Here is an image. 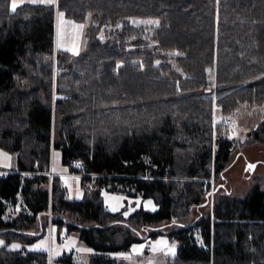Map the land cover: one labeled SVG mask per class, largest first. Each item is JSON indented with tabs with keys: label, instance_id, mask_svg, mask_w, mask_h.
I'll return each mask as SVG.
<instances>
[{
	"label": "trees",
	"instance_id": "1",
	"mask_svg": "<svg viewBox=\"0 0 264 264\" xmlns=\"http://www.w3.org/2000/svg\"><path fill=\"white\" fill-rule=\"evenodd\" d=\"M56 9L86 24L76 55L55 45ZM260 106L264 0H57L15 11L0 0V147L17 161L0 174V235L22 244L1 246L0 264H49L26 245L50 225L93 249L62 264H132L111 253L158 235L177 245L166 264H264L258 184L242 196L217 184L212 211L192 213L231 162L221 120ZM254 115L245 142L264 143V112ZM55 149L83 198H69L59 175L49 183ZM104 188L157 208L110 211Z\"/></svg>",
	"mask_w": 264,
	"mask_h": 264
},
{
	"label": "rangeland",
	"instance_id": "2",
	"mask_svg": "<svg viewBox=\"0 0 264 264\" xmlns=\"http://www.w3.org/2000/svg\"><path fill=\"white\" fill-rule=\"evenodd\" d=\"M17 7L24 3H43L41 0H15ZM13 0H10V9H12ZM62 11L56 9L55 13V45L59 49H65L73 53H77L84 47L86 43L85 22L74 20L65 14L60 17L58 13ZM63 13V12H62ZM83 25V28L76 27ZM59 44V47H58ZM207 72L210 68L206 69ZM215 107V106H214ZM264 112V106L255 107L252 111L245 112L238 110L232 113V122L225 124V120L221 123L230 130V136L235 141V148L230 158V164L224 171V178L215 179L210 177V190H213L217 184H220L218 192L230 191L235 195H243L254 184H258L264 189V143L245 142L248 130L254 128L259 121V117L254 115L255 112ZM227 117V116H226ZM220 117L215 115L214 123L218 122ZM47 171L52 170L55 175H61L65 180L64 184L67 189L68 197L71 199H81L84 196L83 189L80 186L79 174L73 173L62 163L61 153L58 149L52 152V158ZM17 165L16 155L0 147V174L8 171ZM254 165V167H249ZM8 169V170H7ZM63 171L65 174H58L55 171ZM46 171V172H47ZM47 174V173H46ZM53 176V177H54ZM49 179V178H48ZM209 179V178H208ZM50 183V181H49ZM102 197L108 210L117 212L122 211L131 213L135 209L143 208L146 210H155L157 205L152 198H143L141 195L128 196L119 190L102 189ZM215 193H210L208 202L205 206L198 207L192 213L211 212L214 202ZM150 202V203H149ZM113 209H116L115 211ZM63 235L65 240H60ZM163 243H158V242ZM0 247L5 246L9 249H18L22 244L17 240L7 241L0 235ZM16 245L17 247H13ZM176 242L169 240L165 235H158L155 238H148L141 242L132 244L127 252L116 251L111 255L114 257H125L131 259L132 264H166V255H174L176 253ZM29 249L45 250L48 252L51 264H59L55 259L63 253H73L74 259H80L85 254H91L93 249L82 242L75 231H68L65 227L58 228L56 225H50L47 232L42 237L26 245ZM135 249V250H134ZM141 256L139 259L136 255ZM133 255V256H132ZM87 256V255H86ZM85 256V257H86Z\"/></svg>",
	"mask_w": 264,
	"mask_h": 264
},
{
	"label": "snow or ice",
	"instance_id": "3",
	"mask_svg": "<svg viewBox=\"0 0 264 264\" xmlns=\"http://www.w3.org/2000/svg\"><path fill=\"white\" fill-rule=\"evenodd\" d=\"M41 2L50 4V5H55L57 3V0H41ZM16 7H17V5L15 3V0H13V4H12L13 11H15ZM58 15L60 17H63L64 16V13L60 12V13H58ZM133 23H137V24L138 23H149V24H152V23H157V22L156 21H135L134 20ZM117 26L119 27V25H117ZM76 27L83 28L84 26L83 25H77ZM58 47H59V44H58ZM73 54L76 55L78 53L76 51H73ZM173 54L174 55H182V53H173ZM157 63H159V61H157ZM117 67H119V64L117 65ZM249 167H254V165H249ZM113 210L115 211L116 209H113ZM124 214L125 215H128L127 212H125ZM0 243H2V242H0ZM158 243H163V242L161 241V242H158ZM13 247H17V246L16 245H13Z\"/></svg>",
	"mask_w": 264,
	"mask_h": 264
},
{
	"label": "built area",
	"instance_id": "4",
	"mask_svg": "<svg viewBox=\"0 0 264 264\" xmlns=\"http://www.w3.org/2000/svg\"><path fill=\"white\" fill-rule=\"evenodd\" d=\"M232 114L228 115L226 118H225V124H230L232 122ZM74 167H79V164L78 163H74ZM47 175H48V178H49V181H51L52 177L54 176V173L52 170H49L46 172ZM73 173H76V174H79L78 172H73ZM209 181L211 180V178L208 179ZM60 182L62 184H64L65 180L63 178L60 179ZM197 231H199V228H197ZM60 239L61 240H65V237L63 235L60 236Z\"/></svg>",
	"mask_w": 264,
	"mask_h": 264
},
{
	"label": "crops",
	"instance_id": "5",
	"mask_svg": "<svg viewBox=\"0 0 264 264\" xmlns=\"http://www.w3.org/2000/svg\"><path fill=\"white\" fill-rule=\"evenodd\" d=\"M13 168H15V167H13ZM13 168H11V169H13ZM8 170V169H7ZM10 170V169H9ZM55 171V170H54ZM56 173H58V174H61V173H63V174H65L63 171H55ZM60 177H61V175H59ZM64 254H67L66 252L65 253H63L62 255H64ZM62 255H60V256H58L55 260L59 263V264H62V262L60 261V258H61V256ZM87 255V256H86ZM90 255V254H89ZM88 254H85V256L84 257H82V258H80L79 260L76 258V259H74V257L72 258V260L73 261H79V262H85L86 260H87V258H88V256H89ZM133 256V255H132ZM136 257H138L139 259L141 258V256H140V254L139 255H136ZM119 258H121V259H127V258H125V257H119ZM131 259L132 258H130L129 260L131 261ZM52 263V259H50V257H49V264H51Z\"/></svg>",
	"mask_w": 264,
	"mask_h": 264
},
{
	"label": "water",
	"instance_id": "6",
	"mask_svg": "<svg viewBox=\"0 0 264 264\" xmlns=\"http://www.w3.org/2000/svg\"><path fill=\"white\" fill-rule=\"evenodd\" d=\"M213 191H214V190H210V191L208 192V194H207V195H210V193H211V192H213Z\"/></svg>",
	"mask_w": 264,
	"mask_h": 264
},
{
	"label": "bare ground",
	"instance_id": "7",
	"mask_svg": "<svg viewBox=\"0 0 264 264\" xmlns=\"http://www.w3.org/2000/svg\"><path fill=\"white\" fill-rule=\"evenodd\" d=\"M61 240V239H60ZM62 241H64V240H62Z\"/></svg>",
	"mask_w": 264,
	"mask_h": 264
}]
</instances>
